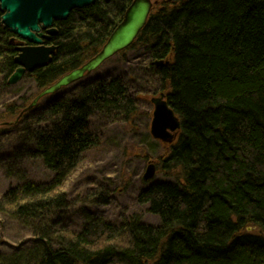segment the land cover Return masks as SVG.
Wrapping results in <instances>:
<instances>
[{"label":"trees","instance_id":"obj_1","mask_svg":"<svg viewBox=\"0 0 264 264\" xmlns=\"http://www.w3.org/2000/svg\"><path fill=\"white\" fill-rule=\"evenodd\" d=\"M132 1L96 0L56 21L46 41L57 46L51 63L27 74L39 92L96 56ZM2 15L0 105L15 87L8 80L23 46ZM138 45L148 60L138 85L87 74L0 126V164L16 182L0 197V213L31 234L0 251V264H264V0L159 1L129 48ZM144 87L164 91L181 120L159 160L177 181L151 182L137 195L159 224L138 215L114 222L84 208L80 230L71 231L63 187L101 143L93 118L129 121ZM27 106H4L0 124ZM27 159L40 160L51 178L32 179ZM112 195L99 184L85 201L107 205Z\"/></svg>","mask_w":264,"mask_h":264},{"label":"rangeland","instance_id":"obj_2","mask_svg":"<svg viewBox=\"0 0 264 264\" xmlns=\"http://www.w3.org/2000/svg\"><path fill=\"white\" fill-rule=\"evenodd\" d=\"M23 45H27L24 40ZM147 64L145 48L138 45L111 57L87 78L122 75L131 79L133 85H138L140 69ZM27 74L1 99L0 110L11 104L29 105V98L39 92L32 77ZM159 94L160 92L147 91V87L143 91H135L138 111L129 121L110 122L100 116L93 118L92 130L101 136V143L88 151L84 162L63 187L68 194L70 207L62 215L65 220L62 223L71 231L80 230L84 208L114 222H119L123 217L138 215L145 223L159 224V217L151 213L147 206L137 202L139 192L151 182L177 181L174 174L166 173L159 167V160L168 152L170 145L155 139L150 131L154 112L151 99ZM151 161L156 165V176L151 181H145L143 176ZM25 166L29 176L35 181L45 182L52 176L40 160L27 159ZM15 184V180L7 176L6 170L0 164V197ZM99 184L113 192V198L107 205L91 199L85 201L88 191L96 189ZM2 221L7 224L0 225V251H7L10 246L16 247L31 238L29 230L22 228L14 220L9 221L7 216L0 213V222ZM248 228L253 230L251 226Z\"/></svg>","mask_w":264,"mask_h":264},{"label":"water","instance_id":"obj_3","mask_svg":"<svg viewBox=\"0 0 264 264\" xmlns=\"http://www.w3.org/2000/svg\"><path fill=\"white\" fill-rule=\"evenodd\" d=\"M96 0H0V10L3 12L2 24L27 45L18 47L16 62L18 68L9 77L8 83H19L26 73L45 67L51 63L56 53V45H48L57 33L56 21L66 20L74 9H81L95 3ZM157 0H133L125 12L122 22L112 32L101 51L82 66L63 75L56 82L44 88L33 101L21 111L13 121L3 122V125H13L28 110L36 107L39 102L62 89L73 85L99 68L105 61L119 52L129 48L145 27ZM165 61H156L155 65L163 66ZM154 105L151 123L152 136L164 143L172 144L181 129V120L174 109L161 93L151 99ZM156 165L150 162L143 179L151 181L156 176Z\"/></svg>","mask_w":264,"mask_h":264},{"label":"bare ground","instance_id":"obj_4","mask_svg":"<svg viewBox=\"0 0 264 264\" xmlns=\"http://www.w3.org/2000/svg\"><path fill=\"white\" fill-rule=\"evenodd\" d=\"M161 93H163L164 95H165V100L168 102V99H167V94L164 92V91H160V94H159V96L161 95ZM159 96H157V97H159ZM152 102V101H151ZM169 103V102H168Z\"/></svg>","mask_w":264,"mask_h":264}]
</instances>
